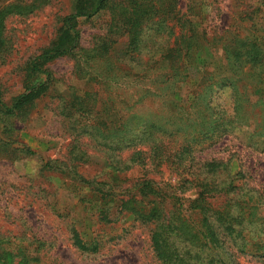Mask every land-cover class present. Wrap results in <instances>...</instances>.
<instances>
[{
  "label": "rangeland",
  "instance_id": "1",
  "mask_svg": "<svg viewBox=\"0 0 264 264\" xmlns=\"http://www.w3.org/2000/svg\"><path fill=\"white\" fill-rule=\"evenodd\" d=\"M13 1L0 0V6ZM17 1L33 4L35 8L31 13L10 16L5 21L10 47L0 53V93L6 102L23 91L27 62L55 41L62 17L75 12L77 3V0ZM162 9L145 26L136 28V38L139 34L150 37L136 43L134 39L137 51L132 52L127 51L125 33L116 37L109 34L107 10L89 18L77 17L79 46L84 48L78 58L65 55L47 62L44 67L54 80L45 93L8 117L11 129L0 122V139L14 142L5 145L0 140L1 247L13 250L16 245L29 243L31 250L37 249L38 261L34 264H159L149 242L152 226L133 220L129 213H118L117 200L110 204L111 221H100L97 218L100 205L81 201L91 198L92 190L73 179L65 167L85 179L103 180L109 170L105 158L115 160L114 155L120 153L128 160L133 153L132 149L116 148L119 138L110 131L119 124L113 112L119 106L114 97H106L108 91L99 84L102 80L94 76L107 68L106 57L99 62L102 68L95 66V62L87 61L91 57L87 48L99 49L111 36L113 43L102 54H110L112 61L122 68V72L113 73L121 79L132 78L139 66L149 65L152 60L158 61L155 66L159 70L165 64L166 50L178 46V29L175 27L174 35L168 36L166 20L176 15L191 23L200 42L197 53L200 57L195 59L194 66H189L181 98L191 96L188 87L193 90L200 80L210 76L208 81H217L219 85L206 95L219 104L218 108L224 110L229 120L224 139L203 150L200 158L226 160L233 156L232 167L241 161H249L255 167V172L247 175L253 191H243L252 196L255 204L238 225L239 232L233 235L234 241L244 247L231 248L235 255L230 262L264 264V144L259 130L254 131L255 122L264 120V0H168ZM251 47L261 58L257 69L252 67L250 58H245ZM227 54L233 56L234 62L226 59ZM79 60L86 69L80 68ZM113 83L110 82V87L117 88ZM242 94H248L250 102H242L238 109L248 117L244 123L235 124L234 101ZM154 103L148 104L152 110L156 108ZM103 111L107 114L103 115ZM22 144L34 153L23 156L15 149ZM126 144L127 141L121 147ZM80 151L85 154L79 155ZM150 170L151 167L147 175L156 181L175 182V173L166 165L152 173ZM142 172L141 166H134L126 176L136 177ZM73 229L83 240L97 239L102 243L100 250L88 253L75 247ZM256 241H261L263 248L254 245Z\"/></svg>",
  "mask_w": 264,
  "mask_h": 264
},
{
  "label": "trees",
  "instance_id": "2",
  "mask_svg": "<svg viewBox=\"0 0 264 264\" xmlns=\"http://www.w3.org/2000/svg\"><path fill=\"white\" fill-rule=\"evenodd\" d=\"M167 1L77 0L75 12L62 17L55 41L27 62L23 91L9 102L4 101L0 93V122L3 127L11 129L8 117L14 116L42 96L53 82L52 73L44 67L47 62L65 55L78 58L77 54L84 48L79 46L77 17L89 18L107 10L109 21L106 27L109 34L116 37L125 33L123 35L128 38L127 51L132 52L136 50L134 39L136 43L144 38V34L136 38V28L145 26L161 13ZM34 8L33 4L17 0L0 6V53L7 52L10 47L6 35V19L14 15H26ZM166 20L172 22L170 25L167 23L168 36L174 35L175 27L178 29V46L166 50L165 64L162 63L159 70L155 66L158 61L152 60L149 65L139 66L140 70L133 73L132 78H118L113 73L122 72V68L112 61L110 54H102L113 43V38L107 33L109 41L102 44L101 48H87L86 53L91 54L87 61L95 62V66L102 68L99 62L106 57L107 68L94 76L98 81L102 80L99 84L108 91L106 97H114L119 106L113 110L119 124L117 129L110 131L119 138L116 148L132 149L133 153L128 160L123 159L120 153L114 155L115 160L105 158L109 170L103 180L85 179L75 170L65 168L71 172L73 179L88 185L92 190V197H85L81 201L100 205L97 216L100 221H111L110 204L113 205L117 200L115 207L118 213H129L133 220L152 226L149 242L159 264H231L232 256L235 255L231 248L236 246L238 250V247H244L234 241L233 235L239 232L238 225L245 220L247 210L255 204L252 196L243 193L244 190L253 191L247 175L251 176L255 167L249 161H241L234 168L230 162L233 156L226 160L200 158L199 154L203 150L224 139L229 120L224 110L218 108L219 104L206 95L219 85L217 81L209 82L210 76L200 80L195 89L188 87L191 96L181 98L189 66H194L195 59L200 57L197 54L200 42L196 38L197 32L187 20L176 15ZM187 25L190 27L186 28ZM115 30L119 34L110 33ZM258 54L251 47L245 56L253 61L252 67L255 69L262 63ZM96 59L98 61H94ZM226 59L234 62L231 54H227ZM79 61L80 68H84ZM85 66L88 67L87 64ZM110 82H114L117 88L110 87ZM247 95L242 94L234 101L235 115L232 120L235 124L247 120L248 116L238 109L242 102H250ZM149 101L151 103H147ZM153 101L156 107L154 110L148 106ZM106 114L103 111V115ZM254 129L259 130V138L264 144V120L256 121ZM0 140L5 145L14 143L2 138ZM125 141L127 144L121 147ZM141 146L145 149L137 148ZM15 149L23 156L34 153L23 144L17 145ZM78 153L85 154L83 151ZM162 165L175 173L174 183L156 181L147 175L148 168L151 167L152 173ZM134 166H141L144 172L136 177L126 176V172ZM72 237V244L82 252L95 253L102 247V243L95 238L83 240L75 229L72 230ZM253 244L263 248L261 241ZM29 247H32L29 243L16 245L13 250L0 246V264H34L38 261L35 255L37 249L31 250Z\"/></svg>",
  "mask_w": 264,
  "mask_h": 264
}]
</instances>
